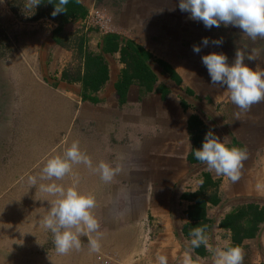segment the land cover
Masks as SVG:
<instances>
[{"label":"crops","instance_id":"0c3cea01","mask_svg":"<svg viewBox=\"0 0 264 264\" xmlns=\"http://www.w3.org/2000/svg\"><path fill=\"white\" fill-rule=\"evenodd\" d=\"M101 41V37H95L87 44L93 54L103 56L108 66L109 79L97 92L85 93L79 81L83 74L73 78L59 68L64 59L50 57L49 53L42 66L38 58L29 67L23 62L22 68L13 66L7 77V97L0 104V135L1 128H6L3 135L11 137L14 149L30 152L32 162L49 158L57 147L56 155H62L78 140L94 164L103 160L113 162V166L123 165L124 171L110 184L103 183L83 164L74 165L72 173L85 177L80 178V182H86L84 188L102 192L97 203L102 221L111 232L108 251L127 259V264H156L160 254L167 256L168 264H181L191 239L189 233L200 226H206L210 248L195 249L194 259L212 264L211 249L227 245L242 248L249 259L247 264H262L264 224L254 238L241 243L237 234L222 224L245 206L264 207V167L260 166L264 158L260 156V164L257 162L258 154L251 155L235 126L234 136H225L224 121L214 116V108L204 100L212 89L208 77L203 76L206 82L197 88L186 84L178 67L155 58L151 49L140 44L151 54L145 57V63L157 81L152 91L133 82L121 102L116 86L126 66L119 53L103 52ZM70 58L65 56V60ZM159 61L171 65L182 83L172 80ZM161 87L169 90L166 99L162 98ZM192 116L229 147L246 148L249 159L244 161L238 182L218 176L200 161L191 162ZM118 156L122 159L117 160ZM198 199L206 203L204 222L202 211L197 209ZM134 256H140V261L131 262Z\"/></svg>","mask_w":264,"mask_h":264},{"label":"rangeland","instance_id":"374dc122","mask_svg":"<svg viewBox=\"0 0 264 264\" xmlns=\"http://www.w3.org/2000/svg\"><path fill=\"white\" fill-rule=\"evenodd\" d=\"M80 2L84 5L86 13L69 24L60 22L58 15L52 17V7L44 2L31 11L25 8L26 0H4L0 3L1 105L7 97V77L13 66H19L21 62L27 66L32 63L35 65L33 59L36 58L41 61L39 64L42 66L45 54L49 53L50 57L64 59L63 62L59 61L62 62L59 68L74 78L84 73L85 56L92 52L87 46L88 42L95 37L103 39L108 35L117 36L124 45H143L151 49L155 58H163L178 67L186 84L195 85L196 88L206 82L205 76L208 77L209 87L212 85L209 79L211 77L201 59L203 55L212 52L225 54L228 63L232 64L237 49L247 54L255 48L260 53L259 58L251 61L246 58L244 63L253 70H264V40L257 38L252 41L241 29L231 25L222 24L219 28L207 29L203 22L190 19V13L179 9V0ZM90 35H93V38ZM204 37L210 40L207 47L201 45ZM221 38L222 45L211 43V40ZM193 45H201L199 54L193 52ZM68 55L71 58L65 60ZM20 67L22 68L21 65L18 68ZM31 69L37 74L36 68ZM39 78L43 79L40 76ZM211 88L204 100L214 108V116L224 121L225 136L227 133L230 138L234 136L232 127L235 126L247 149L252 151L251 155L258 154L256 160L260 164L259 157L264 158V101L253 104L250 111L242 113L237 120L234 114L239 109L231 102L226 86L212 85ZM3 128L0 135V264H127V259L108 251L111 232L109 225H104L102 221L98 203L93 212L100 221V230L103 233L100 251L91 252L86 237H81L82 247L79 251L71 250L67 254H58L55 251L52 233L41 225L54 197L41 192L39 183L49 182L38 180L35 187L29 184L28 178L39 177L47 160L57 154L58 147L49 153V158L35 159L32 162L28 157L30 152L24 153L17 150L18 148L14 149L13 143L9 142L11 137L8 139L7 134L3 135L7 131ZM15 139L17 140L18 136ZM25 156L27 160L24 159ZM260 166L264 167V163ZM80 178L85 177L71 173L63 180L55 182L65 188L75 183L80 192L92 194L97 201L102 192L84 188L87 186L86 182L81 183ZM248 260L244 256L243 264H247ZM134 261L139 262L140 256H134L131 262Z\"/></svg>","mask_w":264,"mask_h":264},{"label":"clouds","instance_id":"9594fccd","mask_svg":"<svg viewBox=\"0 0 264 264\" xmlns=\"http://www.w3.org/2000/svg\"><path fill=\"white\" fill-rule=\"evenodd\" d=\"M4 0H0L3 3ZM42 0H26L25 8L35 10ZM53 3V0H49ZM69 0H58L54 3L52 17L66 13ZM179 9L190 13V19L203 22L205 28H219L224 26L238 27L252 41L257 38L264 40V0H179ZM210 43L208 37L201 41L203 47ZM216 46L223 44V39L211 40ZM201 45H193V52L199 54ZM260 56L253 48L245 53L236 50L232 64L223 53L212 52L202 56V63L206 66L211 77V84L224 87L229 93L231 102L239 109L234 115L237 120L242 113L250 111L253 104L264 101V70H253L244 61L256 60ZM195 158L207 166L218 176L226 177L232 183L238 182L244 161L248 158L246 148L229 147L224 141L209 130L202 143V147L195 149ZM122 157H117V160ZM83 164L94 174H98L105 184L112 183L124 169L120 163L99 161L94 164L91 157L81 150L79 141H73L62 155L48 159L41 170L39 177L30 176L28 182L37 186L39 190L54 197L50 201L49 211L41 221L42 227L50 231L53 237L55 251L58 254H67L71 250L79 251L82 247L81 237L87 238L89 250L98 253L101 249L100 241L103 239L101 224L94 215L97 201L92 194L82 193L75 186L65 188L55 181L63 180L72 173L74 165ZM191 239L185 249L181 264H204L199 257L194 259L192 253L195 249L204 246L210 248L206 226L195 227L189 233ZM212 264H243L244 250L239 247L225 246L211 249ZM156 264H168L166 255L156 256Z\"/></svg>","mask_w":264,"mask_h":264},{"label":"trees","instance_id":"16d2710c","mask_svg":"<svg viewBox=\"0 0 264 264\" xmlns=\"http://www.w3.org/2000/svg\"><path fill=\"white\" fill-rule=\"evenodd\" d=\"M42 2L49 4L54 10V3H57L58 0H53V3H49V0H42ZM66 8V13L58 14V17L61 20L60 22H63L64 24H69L72 20H76L77 18L84 16L86 13L84 5L80 0H69ZM100 45L105 53H119L121 56V62L126 66L122 80L116 86L117 94L121 102L125 101L129 87L135 81H138L141 85L145 86L148 91H152L157 78L145 63V57H151L150 53L146 52L141 46H134L133 44H126L124 46L123 42H120L119 38L115 35L104 36ZM159 64L163 66L172 80L177 84L182 83V79L171 65L163 61H159ZM108 79V66L103 56L91 52L87 53L84 60V73L79 79V81L82 82L84 92L99 91ZM161 90L162 98L166 99L169 90L164 87H161ZM189 128L192 133H194L193 146L195 151V149L202 147L205 137L202 134L206 135L209 130L197 116H192L190 118ZM194 151L189 159L191 162L197 163L199 161L195 158ZM197 204V209L202 211L204 222L206 203L203 200L198 199ZM262 224H264V207L261 208L251 204L227 217L222 226L235 232L237 234V240L241 243L245 238H254L259 232Z\"/></svg>","mask_w":264,"mask_h":264}]
</instances>
